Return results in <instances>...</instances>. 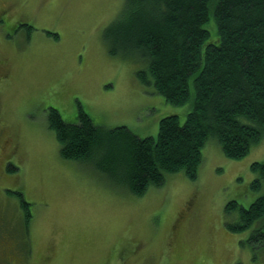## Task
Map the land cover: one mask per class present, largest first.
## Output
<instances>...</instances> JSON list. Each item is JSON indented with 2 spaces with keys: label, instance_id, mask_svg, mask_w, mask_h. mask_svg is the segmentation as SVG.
Returning <instances> with one entry per match:
<instances>
[{
  "label": "rangeland",
  "instance_id": "374dc122",
  "mask_svg": "<svg viewBox=\"0 0 264 264\" xmlns=\"http://www.w3.org/2000/svg\"><path fill=\"white\" fill-rule=\"evenodd\" d=\"M126 9L127 0H0V127L9 140L0 146V234L11 233L29 264H264L240 244L246 231L227 230L224 209L264 192L250 167L264 160V138L241 158L209 138L196 178L169 173L140 195L61 156L51 108L74 123L81 107L101 128L125 125L141 137L191 108L192 97L168 103L140 80L146 59L113 49L109 27ZM206 26L217 35L213 16Z\"/></svg>",
  "mask_w": 264,
  "mask_h": 264
},
{
  "label": "trees",
  "instance_id": "16d2710c",
  "mask_svg": "<svg viewBox=\"0 0 264 264\" xmlns=\"http://www.w3.org/2000/svg\"><path fill=\"white\" fill-rule=\"evenodd\" d=\"M115 20L113 49L147 60L140 80L165 101L191 108L160 119L156 136H138L125 125L103 129L83 108L74 123L51 108L47 121L60 154L94 165L137 195L167 174L197 177L202 147L215 138L222 152L241 158L264 138V0H127ZM213 16L216 36L206 26ZM7 145L5 140L1 139ZM251 185L264 184V160H254ZM226 228L246 235L239 242L264 260V192L248 207L228 201ZM261 257L259 256V263Z\"/></svg>",
  "mask_w": 264,
  "mask_h": 264
},
{
  "label": "flooded vegetation",
  "instance_id": "af4514ba",
  "mask_svg": "<svg viewBox=\"0 0 264 264\" xmlns=\"http://www.w3.org/2000/svg\"><path fill=\"white\" fill-rule=\"evenodd\" d=\"M1 139L2 128L0 127V140ZM3 140L7 141V138ZM16 249V241L12 238L10 232L0 234V264H29V261H26V258H22Z\"/></svg>",
  "mask_w": 264,
  "mask_h": 264
},
{
  "label": "crops",
  "instance_id": "0c3cea01",
  "mask_svg": "<svg viewBox=\"0 0 264 264\" xmlns=\"http://www.w3.org/2000/svg\"><path fill=\"white\" fill-rule=\"evenodd\" d=\"M1 62V61H0ZM1 64H2V62H1Z\"/></svg>",
  "mask_w": 264,
  "mask_h": 264
}]
</instances>
